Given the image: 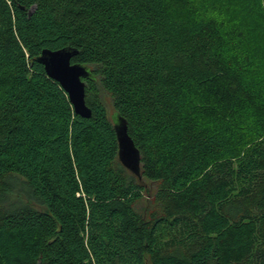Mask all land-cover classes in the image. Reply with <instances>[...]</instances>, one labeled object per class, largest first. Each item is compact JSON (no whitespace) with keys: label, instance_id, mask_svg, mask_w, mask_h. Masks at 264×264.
<instances>
[{"label":"trees","instance_id":"trees-1","mask_svg":"<svg viewBox=\"0 0 264 264\" xmlns=\"http://www.w3.org/2000/svg\"><path fill=\"white\" fill-rule=\"evenodd\" d=\"M0 264H264V0H0Z\"/></svg>","mask_w":264,"mask_h":264},{"label":"water","instance_id":"water-1","mask_svg":"<svg viewBox=\"0 0 264 264\" xmlns=\"http://www.w3.org/2000/svg\"><path fill=\"white\" fill-rule=\"evenodd\" d=\"M76 54L77 50L70 47L43 49L36 61L43 66L46 75L66 92L74 113L87 118L91 110L85 103V84L82 79L89 76V69L71 63ZM112 121L118 144V160L125 169L140 177V154L128 135L126 121L118 115H113Z\"/></svg>","mask_w":264,"mask_h":264}]
</instances>
